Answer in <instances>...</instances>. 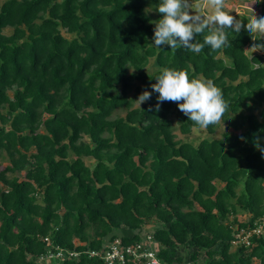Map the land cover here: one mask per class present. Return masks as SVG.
<instances>
[{
	"label": "trees",
	"instance_id": "trees-1",
	"mask_svg": "<svg viewBox=\"0 0 264 264\" xmlns=\"http://www.w3.org/2000/svg\"><path fill=\"white\" fill-rule=\"evenodd\" d=\"M154 4L1 3L0 264H105L88 251L115 239L156 249L163 264H264V227L248 246L233 244L264 221V156L254 145L264 147V52L246 51L264 38L247 34L248 11L232 17L245 31L230 35V49L160 50L150 45ZM165 68L213 81L231 106L220 138L176 139L175 121L182 135L199 126L177 102L151 110L156 94L134 106ZM58 250L63 257L40 260Z\"/></svg>",
	"mask_w": 264,
	"mask_h": 264
},
{
	"label": "clouds",
	"instance_id": "clouds-1",
	"mask_svg": "<svg viewBox=\"0 0 264 264\" xmlns=\"http://www.w3.org/2000/svg\"><path fill=\"white\" fill-rule=\"evenodd\" d=\"M210 3L214 11L203 16L189 11V0H155L154 10L160 16L152 21L154 28L150 45L160 50L164 46L171 49L181 46L194 53L200 52L205 44L215 50L232 48L230 35L241 36L245 25L237 23L224 10V0H210ZM204 32L208 34L204 37L203 44L195 42L196 34ZM246 32L253 41L264 38V16L257 17L253 10ZM247 50L252 53L264 52V43H253ZM150 88L151 91L144 90L136 98L138 107L156 94V103L150 106L151 110L159 111L160 104L164 101L177 102V108L187 119L203 130L225 123V117L231 111V106L225 102L213 81L207 78L190 79L186 70L165 68L155 77V83ZM254 145L264 156V147H261L260 142L254 141Z\"/></svg>",
	"mask_w": 264,
	"mask_h": 264
},
{
	"label": "rangeland",
	"instance_id": "rangeland-1",
	"mask_svg": "<svg viewBox=\"0 0 264 264\" xmlns=\"http://www.w3.org/2000/svg\"><path fill=\"white\" fill-rule=\"evenodd\" d=\"M3 1L4 0H0V5ZM256 2L258 3L259 0H224V4H225L224 10L229 12L231 17L238 15L240 13L248 12V11L253 13V10H254V13H257L258 12V9H257L258 6H257ZM260 2L264 3V0H260ZM146 9H147L146 11L149 14L155 16L153 8L147 7ZM149 11H151V12H149ZM189 11H191L195 14L207 16V15L212 14L214 9L211 6L210 0H201V1L189 0ZM10 32H11L10 29H6L4 31V33H6V34H9ZM62 34L66 37H71L70 35H67L64 31H62ZM247 49H249V48H247ZM246 51H249V50H246ZM151 62H150V65L147 67V70H151ZM134 106L138 107L137 101L135 102ZM124 114H125L124 111H118L116 115L124 116ZM177 127H178V124L175 121L174 122V134H175L176 139L184 141V142H189L193 145H197L201 139L206 138V137L211 138V136H212L215 138H220L222 133L227 130L225 124H221V125H218L216 127V130H215L213 135L207 134L206 130H203L200 128L193 129L191 131V133H189L187 135H182L178 131ZM89 160L90 159H85V161H87V162ZM0 161H1L2 167H4L5 165L8 164V161H7L5 156H3V158ZM237 216H238L237 217L238 220L241 222H245L247 220V218L249 217L246 214H240V213ZM234 245H237V244H234Z\"/></svg>",
	"mask_w": 264,
	"mask_h": 264
},
{
	"label": "built area",
	"instance_id": "built-area-1",
	"mask_svg": "<svg viewBox=\"0 0 264 264\" xmlns=\"http://www.w3.org/2000/svg\"><path fill=\"white\" fill-rule=\"evenodd\" d=\"M264 221L261 222L257 228L253 229L251 232L241 231L237 235L236 241L233 244H245L248 246L250 244L248 238L252 234L260 235L263 232ZM90 256H99L105 264H124L127 261L136 263L140 258H144L145 264H163L156 257L157 250L152 248L151 250L143 249V244H131L124 245L119 239H115L102 251L97 252L95 250H89ZM64 252L58 250L57 252H49L46 256L42 257L40 260L45 263L63 257ZM67 257L76 258L78 257V252L68 251L65 252Z\"/></svg>",
	"mask_w": 264,
	"mask_h": 264
}]
</instances>
